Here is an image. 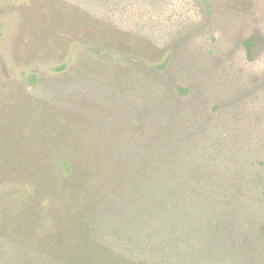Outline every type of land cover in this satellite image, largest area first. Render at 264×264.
Listing matches in <instances>:
<instances>
[{
  "label": "rangeland",
  "instance_id": "obj_1",
  "mask_svg": "<svg viewBox=\"0 0 264 264\" xmlns=\"http://www.w3.org/2000/svg\"><path fill=\"white\" fill-rule=\"evenodd\" d=\"M122 67L138 82L152 76L164 89L121 88L125 78L116 74ZM21 96L26 104H19ZM6 98L34 118L0 121V154L13 162L3 172L14 173L0 184V263L8 255L23 264H67L68 253L80 249L69 236L61 239L76 224L74 210L65 217L66 205L84 207L90 198L97 220L109 217L110 197L125 173L141 171L130 144L154 138L157 146L162 135L152 129L162 121L193 140L189 169L201 160L204 169L235 182L248 170L263 180L264 0H0V105ZM59 160L71 161L76 180L68 200ZM183 166L164 189L161 175L169 169L155 168L151 192L163 190L171 200L181 195L188 175ZM145 178L138 184H148ZM220 181L229 182L213 180L211 192L219 196L211 207L183 191L186 200L173 199L168 209L177 235L192 228L204 240L207 224L219 226L220 250L185 262L175 253L161 264H264V204L221 200ZM22 192L26 201L17 198ZM118 233H99L89 261L99 250L116 264L155 263L146 247L138 253Z\"/></svg>",
  "mask_w": 264,
  "mask_h": 264
},
{
  "label": "trees",
  "instance_id": "obj_2",
  "mask_svg": "<svg viewBox=\"0 0 264 264\" xmlns=\"http://www.w3.org/2000/svg\"><path fill=\"white\" fill-rule=\"evenodd\" d=\"M145 57V61L151 60L150 58H147L148 56ZM63 68V65L58 66V69L62 70ZM116 76L121 79L123 77L125 78L118 84H120L121 88L127 89L129 92L132 87L136 85L138 88L135 90H146L147 84L148 87L158 86L160 89H164V85L157 83V81H155V79L150 75L144 76L145 81L142 79V81L138 82L140 78H136V74L129 71L128 67H122L119 69ZM110 79L112 80L114 78ZM160 98H162V94L158 93V97L156 99ZM26 101L22 103L21 96L19 104H26ZM148 101L149 100L147 99L146 104ZM22 111L29 113L26 107H23V109L20 110L19 107L11 104L6 98L4 104L0 105V121H15L19 124H27L30 119L33 120L34 115L29 114L24 117L23 114H20ZM156 111L157 116H162L161 112H158L160 110ZM164 115H167V112H165ZM159 120L161 121V119ZM152 131L153 133L156 132L154 135L157 133L162 135L158 136V141L163 140L160 143L158 142L157 146L156 139L152 137L151 140L141 141L139 139L138 141L130 144L132 149V152L130 153L134 158L133 164L139 167L141 171H137L136 168H132L125 173L123 177L125 182L122 183V185H120V183L116 186L121 189L116 191V193L110 197L112 200L115 199V201L112 204L111 215H109V217L104 215L103 217H100V220H97L99 212L94 214L93 207H89V203L94 201L90 198L86 201L89 202L88 205L84 207L75 209L70 207V204L66 205L64 211L65 217L67 214L70 215L71 211L74 210L72 215L76 218V224L71 223L69 228L73 229V232H69L68 235H64L61 239L64 240L69 236L70 241L80 249L71 251L73 253L71 255L68 253L69 260L67 264H83L84 261L85 263L87 262V264H96V259L99 261L103 260L106 264H116L114 262V257H109L108 254L102 253L99 250L95 252L96 256L94 259L89 261L90 251L94 247L98 246L99 240L97 235L99 233L101 234V232L104 238L114 236L119 232L118 235L120 239L126 240V242H130L129 240L133 241V246L137 247L135 249H137L138 253L140 252V248H143V246L146 247L147 252L145 251V253L150 257V259L155 261L154 264L169 262L171 257L176 256L175 253L180 256V262H185L187 259H190V257L194 259L201 254L207 257L210 255L208 253L212 248L220 250V241L222 237H220L221 232L218 228L219 226H216L215 224H207L208 226L206 227L207 230H209L207 231L206 238L204 240L196 239L195 232L192 228H181V233L177 235V231H175L171 225H168V219L171 217V215L168 214V209L172 206L171 204H175L176 201L172 203L170 202L177 198H181L179 200L181 202L185 201L186 198H184V192H188L186 196L188 194L189 196L191 195L193 200L198 199L199 201L206 203L209 202V206L211 207L213 205V199L219 196V194H212L211 187H213V180H217L219 177L224 176V178L229 181L227 183L220 181L221 200H226L228 203L232 204H235L236 202L241 204L246 201H256L257 199L259 202L264 204V176L263 180H259V176L257 174L248 170V172L245 173L246 175H244L245 180L243 179V181L238 180V182H235L234 179L231 180L232 176H228L223 173H220L219 176L211 171L209 172L207 168L204 169L205 164H203L204 162L201 160H198V164L193 166V169H189L188 167L191 164L188 159V149L193 140H186L184 137L186 133H183L178 127L176 128V126L171 128L169 124H165L164 121H162L161 124L155 125ZM174 150L177 151L176 155L173 154ZM181 151L185 152L184 154L186 157L181 156ZM59 162H61L60 167L64 177V186L62 187L63 195L66 200H68L70 196L69 188L70 186L73 188L75 183L74 181L76 180L71 179V161L59 160L57 164ZM130 162H132L131 159ZM12 165L13 162L6 155L0 154V184L2 183V180L6 181L10 174L12 176L9 181L11 182L14 179V173L9 171L3 172L5 169L7 170V168H11ZM183 165H186V169H184V171L188 173V175L184 178L183 185L185 189L182 191L180 189L175 190L176 192L181 191L179 193L181 195H177L171 200L168 199L163 190L158 191L156 195L151 192L152 190L150 185H153L152 175L154 174V171H156L155 168L160 171L163 167L167 166V169H169L167 175H161L165 178L162 182V187L164 189L165 184L168 183L167 181L171 179V177H173V180L176 181L175 176H179L180 172L183 170L179 169V167H184ZM14 172L16 173V171ZM140 176L146 177L145 179L149 180L148 184L139 185L137 180L140 179ZM48 185L49 183H47V186ZM44 190H46V187H44ZM209 192H211V195H209ZM8 196L12 197L13 194L10 193ZM27 196L28 193L22 192V195L17 198H19V201H26ZM66 203H69V201H66ZM95 207L98 211L100 210L98 206ZM230 209L231 208H229V210ZM214 214L215 213H211V215ZM183 215L185 216V214ZM65 217L63 223L68 225ZM164 223H166V226H163ZM103 228L109 230L107 231L109 233H106V230L103 231ZM144 230L145 232H143ZM130 236H133V238L129 239ZM60 240L57 242L59 245L63 248L69 247V244H60ZM104 242L109 246V242L107 240H104ZM129 247H131V245H129ZM109 251L115 252L112 248H109ZM81 254H85V257H80L79 255ZM123 260L130 263L126 258H123ZM0 264L23 263L19 262L17 258L5 255L4 261Z\"/></svg>",
  "mask_w": 264,
  "mask_h": 264
}]
</instances>
